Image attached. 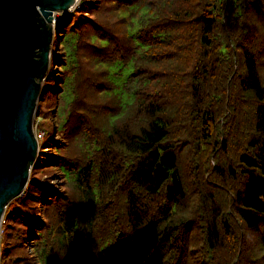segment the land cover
<instances>
[{
	"label": "trees",
	"instance_id": "trees-1",
	"mask_svg": "<svg viewBox=\"0 0 264 264\" xmlns=\"http://www.w3.org/2000/svg\"><path fill=\"white\" fill-rule=\"evenodd\" d=\"M82 5L0 264H264V0Z\"/></svg>",
	"mask_w": 264,
	"mask_h": 264
},
{
	"label": "water",
	"instance_id": "water-1",
	"mask_svg": "<svg viewBox=\"0 0 264 264\" xmlns=\"http://www.w3.org/2000/svg\"><path fill=\"white\" fill-rule=\"evenodd\" d=\"M78 1L0 0V240L6 208L24 194L39 154L33 119L50 70L55 15H68Z\"/></svg>",
	"mask_w": 264,
	"mask_h": 264
},
{
	"label": "rangeland",
	"instance_id": "rangeland-1",
	"mask_svg": "<svg viewBox=\"0 0 264 264\" xmlns=\"http://www.w3.org/2000/svg\"><path fill=\"white\" fill-rule=\"evenodd\" d=\"M80 4L81 5H80L79 10L73 12V14H70V15L73 16L75 13L79 12L81 10V8L83 9V5H82L83 4V0H80ZM70 15H66V16H70ZM66 16H61L59 14L55 15V21H54V24H53L55 33H57L56 26L60 22H62V20ZM87 17H88V14L85 15V18H87ZM77 18L78 17H75L76 20H77ZM75 19L73 20V18H72L71 20H68V21L74 22V21H76ZM53 42H55V43L52 44V48H51V64H50V69L51 68L52 69H51V72L49 70V73L47 74L46 78L49 75H51L50 76L51 79L54 80L56 77L60 78L61 75H60L59 70H58V68H59L58 67L59 54L56 53V50H59V49H56V43H57L56 36H55V39H54ZM55 54H58V56H55ZM53 57H55V59H53V60H55V62H57V63L54 62V64H53V61H52ZM46 84H47V82L44 81L43 82V86L46 85ZM43 86H42V89H43ZM57 102H58V99H55V96L53 94H51V95L50 94H44V95L40 96V99H39V101L37 103L36 114H35L34 119H33V131H34L35 137L37 138V141H38V144H39V152H44L43 154H48V155L49 154H53V153H51V150L49 149V146H52L53 144L56 145L55 147L59 148V150H62L65 147V144H62V143H65V139H67L68 134H69V131L67 132V130H66L65 132L60 134L61 137H59V138L55 137V130L56 129L55 128L53 129V126L56 123L55 122L56 119H55V116H54V113H53V108L55 107V104ZM44 131H47V133L49 132V134H52V137L54 136L53 137L54 142L50 141L51 138H52V137H50V135L49 136H45V132ZM60 141H62V143ZM55 142H57V143H55ZM50 160L51 159L48 158L47 162L50 163ZM31 172H32V170H31ZM47 181H48L47 184L50 185V186H58V187L61 186L60 183H59L60 181H58L57 179H54L52 177H51V179H48ZM20 197H22V196H20ZM20 197H18V198H20ZM18 198H16V199H18ZM14 200H12L11 202H13ZM9 204H8V206H9ZM3 223H4V220H3ZM3 223H2V225H3ZM1 232H2V226H1Z\"/></svg>",
	"mask_w": 264,
	"mask_h": 264
},
{
	"label": "built area",
	"instance_id": "built-area-1",
	"mask_svg": "<svg viewBox=\"0 0 264 264\" xmlns=\"http://www.w3.org/2000/svg\"><path fill=\"white\" fill-rule=\"evenodd\" d=\"M80 5H81V4H80V0H79L78 3L76 4V6L72 9V11H71L68 15L73 14V12L79 10Z\"/></svg>",
	"mask_w": 264,
	"mask_h": 264
}]
</instances>
